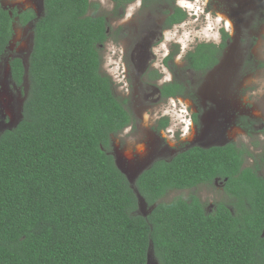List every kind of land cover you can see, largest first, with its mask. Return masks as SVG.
Instances as JSON below:
<instances>
[{"label":"trees","instance_id":"16d2710c","mask_svg":"<svg viewBox=\"0 0 264 264\" xmlns=\"http://www.w3.org/2000/svg\"><path fill=\"white\" fill-rule=\"evenodd\" d=\"M0 0V61L14 23L32 24L27 67L9 62L11 80L29 89L15 127L0 133V264H264V153L245 164L234 144L192 147L156 161L131 187L110 154L111 138L129 118L100 74L99 47L108 40L103 16L89 0H43L31 9H4ZM114 13L136 0H110ZM163 2L165 28L187 18L173 0ZM220 45L199 44L187 68L206 72L218 63ZM184 85L167 84L175 96ZM264 138V127L261 130ZM249 157V152H247ZM223 181L231 206L207 214L196 196L160 202L170 191ZM139 195L151 208L136 213Z\"/></svg>","mask_w":264,"mask_h":264},{"label":"rangeland","instance_id":"374dc122","mask_svg":"<svg viewBox=\"0 0 264 264\" xmlns=\"http://www.w3.org/2000/svg\"><path fill=\"white\" fill-rule=\"evenodd\" d=\"M89 1L98 6L90 15L103 16L108 23V40L99 47L100 74L115 84L118 78L124 79L121 88L114 86L115 93L119 95L124 90L125 96L129 94L126 107L136 118L134 126L112 137L110 150L117 168L135 193L136 178L158 155L170 158L191 146L208 148L232 141L246 148L249 152L246 163L250 165L253 157L264 152V138L259 131L264 127V0H173L187 18L166 30L162 28L164 12L168 10L166 3L143 7L138 0L116 15L110 0ZM1 5L10 13L26 9L33 10L38 17L43 13V0H2ZM13 27V38L0 61V133L20 121L29 89L26 76L21 87L14 85L9 62L19 58L27 67L33 26L20 27L14 23ZM222 31L229 35L230 42L219 67L208 75L186 70V52L199 43L219 44ZM176 50L179 53L175 66L170 70L163 67L162 58ZM144 68L159 72L163 81L175 77L187 85V95L180 101L183 112L170 100L143 101L136 95L148 88L146 78L141 75ZM150 110L153 117L147 114ZM191 113L197 114L192 124ZM157 114L168 118V127L161 135L164 140L157 135V127L160 128L154 122ZM261 169L264 176L263 164ZM191 196L200 200L207 214L218 203L226 206L233 203L221 181L171 191L160 202ZM137 197L136 213L146 216L151 208ZM147 264H159L151 251Z\"/></svg>","mask_w":264,"mask_h":264},{"label":"flooded vegetation","instance_id":"af4514ba","mask_svg":"<svg viewBox=\"0 0 264 264\" xmlns=\"http://www.w3.org/2000/svg\"><path fill=\"white\" fill-rule=\"evenodd\" d=\"M136 1H138V0H136ZM140 1V0H139ZM135 2V1H134ZM133 2V3H134ZM140 3H141V1H140ZM132 4V3H131ZM130 5V4H129ZM141 5L143 6V7H147V6H144L142 3H141ZM114 11V10H113ZM119 11H123V10H119ZM116 15H118V13L116 14ZM162 28L164 29V30H166V28H165V17H164V19H163V21H162ZM109 33V32H108ZM227 34V33H226ZM223 42V36H222V39H221V42L219 43V44H217V46L218 45H220L221 43ZM229 42H230V37H229V35H228V38L225 40V47L221 50V53H220V55H219V57H218V63L213 67V68H211V69H209V70H207L206 72H196V71H193V70H190V69H188L187 68V65H186V59H185V57H186V55H187V53L189 52H186V54H185V56H184V62H185V68H186V70H188V71H191V72H193V74H198V75H208L209 73H211V72H213V71H215L218 67H219V65H220V63H221V60L223 59V57H224V53H225V51H226V49H227V46H228V44H229ZM199 44H202V43H199ZM199 44H196L194 47H192V49L190 50V51H193L194 49H195V47L197 46V45H199ZM205 44H210V43H205ZM216 45V44H215ZM178 53H179V51L178 50H176V51H172L171 53H167L163 58H162V66L163 67H165V68H167V69H169L170 70V68L172 67V66H175V64H176V58L178 57ZM182 53V52H181ZM180 56V55H179ZM153 70H151V71H147V69L146 68H144L143 70H142V72H141V75L143 76L144 75V77L146 78V82H147V85H148V88L147 89H144L143 91H137V93H136V95L137 96H139V98H141L143 101H147V100H150V101H155L154 100V98H157V101H159V100H170V101H172V103H174V104H176V109L177 110H179L180 112H183V110L181 109V106H182V104H183V102H180V101H182L183 99V97H185L186 95H187V92H188V87H187V85L186 84H184V83H181L178 79H176L175 77H173V78H171V80H169V81H163V78L158 74L159 72H157V71H154V72H152ZM122 76H123V74H121ZM173 76V75H172ZM11 77V76H10ZM119 77H120V75H119ZM124 79L123 78H118V81H116V84H115V82L113 83L112 82V80H111V82H112V85H113V95L115 96V98H117L119 101H120V103L122 104V106H123V109H124V111L126 112V114H127V116H128V118H129V124L122 130V131H120L117 135H119V134H121L122 132H124L126 129H128L129 127H132V126H134L135 125V122H136V118H135V116H134V113L132 112V110L131 109H129V108H127L126 107V105H127V103H128V100H129V94H127L126 96H125V92H123L124 90H122L121 91V93L119 94V95H117L116 93H115V89H114V86L116 85V86H119L120 88H121V86L124 84ZM177 83L179 86H180V84L183 86H185L184 87V89H180L181 90V92H178L175 96H170V97H167V96H164L163 95V87L165 86V85H167V84H174V83ZM216 86H219L217 83H216ZM199 87L201 88V85H199ZM123 89V88H122ZM200 91V90H199ZM199 91L197 92V93H199ZM127 97V98H126ZM189 108V107H188ZM162 111V113L164 112L163 110H161ZM176 111V110H175ZM149 113L151 114V115H149ZM196 113V112H195ZM147 114H148V116L150 117V116H152L153 114L151 113V110L149 111V112H147ZM146 115V114H145ZM197 114H194V113H191V115H190V121H191V124L195 121V119H196V116ZM154 116V115H153ZM152 116V117H153ZM140 119L142 120V117H140ZM144 119V118H143ZM155 123H157L158 125H160V128L159 127H157L158 129H157V135H158V137L160 138V139H162V140H164L165 138L164 137H162L161 135H162V132L164 131V130H166L167 129V127H168V118H167V116L165 115V114H162V115H160V114H157V118L155 119V121H154ZM262 128H263V125H262V127L259 129V131L261 132V130H262ZM117 135H115V136H117ZM114 137V136H113ZM111 140H112V138H111ZM111 144H113L112 142H111ZM227 144H234V146L237 148V149H239V150H241L244 154H243V156L245 157V164H247L246 163V160H247V158H248V156H247V150H246V148L244 147V146H238L236 143H234V142H232V141H230V142H227V143H224V144H222V145H217V146H211V147H222V146H225V145H227ZM263 144H264V142H263ZM192 147H199V146H191L190 148H192ZM211 147H208V148H211ZM200 148H203V147H200ZM189 149V148H188ZM206 149V148H205ZM183 152V151H182ZM179 153H181V152H178V153H176V154H174L172 157H170V158H161L159 155H158V157L156 158V157H154V159L150 162V164L147 166V167H145L146 169H144L141 173H143L145 170H147V169H149L152 165H153V163H155L156 161H170L172 158H174L177 154H179ZM264 152H262V153H260V154H258V156L260 157V156H262V154H263ZM141 173L138 175V177L141 175ZM262 173V170H261V172H260V175L264 178V176L261 174ZM137 177V178H138ZM137 178H136V180H137ZM135 180V181H136ZM214 181H221L219 178H216V179H214ZM213 181V182H214ZM221 182H223V181H221ZM223 187H224V184H223ZM171 192V191H170ZM263 236H264V233H263Z\"/></svg>","mask_w":264,"mask_h":264},{"label":"snow or ice","instance_id":"6c2138e0","mask_svg":"<svg viewBox=\"0 0 264 264\" xmlns=\"http://www.w3.org/2000/svg\"><path fill=\"white\" fill-rule=\"evenodd\" d=\"M187 6H188V7H191V4H188Z\"/></svg>","mask_w":264,"mask_h":264}]
</instances>
